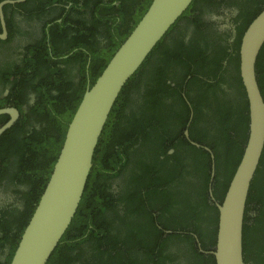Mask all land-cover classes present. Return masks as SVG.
<instances>
[{
	"label": "trees",
	"instance_id": "1",
	"mask_svg": "<svg viewBox=\"0 0 264 264\" xmlns=\"http://www.w3.org/2000/svg\"><path fill=\"white\" fill-rule=\"evenodd\" d=\"M2 1L4 0H0V3ZM33 1L37 6L31 9ZM151 2L152 0H27L24 4L7 5L4 8L10 36L12 22L16 24V21L8 19L9 11L21 9L19 13L24 12L27 21L42 18L45 27L50 25L47 31L44 29V36L35 46L29 48L33 58L27 56L30 64L38 61L51 64L46 74L48 80L44 79L43 82L48 84L52 79L49 78L50 74L60 71L52 66L55 62L50 52L59 46H62L60 51L68 47L80 48V73L84 76L78 83L80 96L76 102H69L71 96L67 90L59 92L62 97L60 105H54L55 100L51 95L48 103L53 105L47 103L46 106V100L41 98L45 106L37 112L43 117L40 126L49 141L41 143L40 150L47 151L53 159L49 168L48 164L43 165L42 175L37 173L35 180H32L33 186H29L30 191L25 194L28 198L26 211H20L18 216L6 212L13 220L5 221L1 229L3 240L0 239V242L10 244L5 264L11 263L22 233L40 201L56 163V154L48 151L58 152L62 147L68 124L85 94V83L88 80L86 54L92 57L89 72L93 85ZM200 3H205V6L197 7ZM221 4L235 8L238 11L236 21L243 20L231 45L207 40L209 32L200 25L208 14L212 16L215 13L218 16V9L214 6L220 7ZM208 6L215 10H206ZM263 9L264 0H194L189 10L159 42L124 87L100 138L94 166L78 211L47 264H77L82 260L86 249L91 253L81 264H137L135 259L126 262L124 253L132 255L135 247L154 251L149 248L150 242L159 245L160 239L162 242L159 248L164 251L169 246L166 241L182 237L178 235L179 231H188L186 225L190 221L198 222L199 219L206 218L204 211H194L196 207L203 210L208 205L206 200L210 176H202L201 184L198 185L184 177L195 176L194 172L184 171L182 168L197 160L196 168L199 169L200 163H203L202 170H210L211 156L189 144L184 131L194 113L189 128L190 137L213 151L216 158L215 185H223L220 189H214V193L217 195L221 189L227 193L249 136V102L240 78V46L248 26ZM186 25L198 27L203 39L211 45L197 48L194 45L196 39H193L187 43L190 47L185 46V35L180 34L181 26ZM224 35L227 42L228 35ZM263 64L264 46L257 63L258 81L264 97ZM43 82H37L34 87L40 93L44 90ZM48 86L61 90L57 83ZM53 131H56L57 137L50 141V132ZM13 135L7 132L1 141ZM28 141L32 139L29 137ZM203 159L205 162L201 161ZM13 176L17 177L18 174ZM115 182L119 188L117 192L113 191ZM184 196H191L194 203L186 208L188 216L184 215L185 211L178 214L172 207L175 202L179 206L186 203V200H181ZM224 196L218 197L221 202ZM247 199L243 230L244 259L246 264L251 261L260 264L256 259L262 264L264 153ZM199 203L204 207L199 206ZM213 209L217 213V209ZM247 212H253L254 215L249 218ZM169 214L172 216L168 217ZM158 224L164 226L162 233ZM171 230L178 232L174 235L167 234ZM199 237L203 248L208 247L204 235L199 233ZM185 238L196 253L194 239ZM210 246L215 250L216 241ZM2 247L0 245V249Z\"/></svg>",
	"mask_w": 264,
	"mask_h": 264
},
{
	"label": "water",
	"instance_id": "2",
	"mask_svg": "<svg viewBox=\"0 0 264 264\" xmlns=\"http://www.w3.org/2000/svg\"><path fill=\"white\" fill-rule=\"evenodd\" d=\"M26 0L0 3L3 31L8 29L4 7ZM194 0H152L129 36L113 54L101 75L89 86L71 120L64 144L40 201L29 219L10 264H47L69 229L82 201L94 166V157L110 114L124 87L143 66L171 28L189 10ZM264 46V9L245 31L240 46V78L249 102V136L242 159L223 202L218 204L219 226L216 264H246L243 230L253 180L264 153V97L257 63ZM11 120L0 128V138L15 124V109H0ZM189 138V131H185ZM195 146H198L195 144ZM214 161L215 157L212 155ZM213 164V178L215 177Z\"/></svg>",
	"mask_w": 264,
	"mask_h": 264
},
{
	"label": "flooded vegetation",
	"instance_id": "3",
	"mask_svg": "<svg viewBox=\"0 0 264 264\" xmlns=\"http://www.w3.org/2000/svg\"><path fill=\"white\" fill-rule=\"evenodd\" d=\"M27 1V0H26ZM24 1V2H26ZM24 2L20 4H24ZM33 4L31 9L36 8L37 4ZM39 4V1H37ZM18 5V4H16ZM11 5V6H16ZM201 5V6H200ZM205 6V3H200L197 7ZM6 7V6H5ZM4 7V8H5ZM218 9V16L214 13L212 16L209 14L207 17L200 22V25H203V30H208V39L216 42H221L223 45L227 43L231 45L234 43L237 37V28L238 26H242L243 20H238V11L233 7H227L225 4H221L219 6H214ZM214 7L208 6L206 10H215ZM205 9V8H204ZM216 9V10H217ZM21 9H17V11H9L7 13L8 19L16 21V24L12 22L11 36L8 30V37L6 40H1L2 46H0V109H15L19 116L16 120L15 124L9 129L7 132L10 134H14L11 137H7L5 140L1 141V138L5 136L4 133L0 138L2 142L0 144V239L3 240V233L1 229H3L2 225L5 221L10 220L9 216L6 215V212L9 214L14 213L15 216L19 215L21 211L24 213L26 211L25 205L27 204V196L25 195L30 191L29 186H33L32 180H35L34 177L37 176V173L42 175V166L48 164L53 159L48 155L47 151L40 150V144L49 141L47 135L42 131L40 124L42 123L40 114L37 110H41L48 103L49 96L51 95L55 103L54 105H60L61 95L59 92H63L67 90L68 94L71 96V100L69 102H75L79 99V82L84 79L82 73H80L82 62L80 61V54L78 53L80 48H72L68 47L64 50L60 51L62 46H59L50 51L52 54V59L55 62L53 67H57L60 69L58 73L50 74L49 78H52L48 84L43 82L44 79L46 81L48 68L51 66L49 63H45L43 61H38L37 63L30 64L29 58L32 57L30 55L29 48L31 46H35V43L40 40L44 34L43 31H47L50 27L47 24V27L44 25V20L42 18H36L34 20H26V16L24 12H21ZM38 11V9H37ZM28 15V14H26ZM5 21L7 25L5 10H4ZM209 17V18H208ZM0 28L2 29V22L0 18ZM8 29V27H7ZM45 29V30H44ZM227 42L225 41L226 36ZM181 35H185V46L190 47L189 43L191 40L196 39L194 45L197 48H204L205 45H211L208 41L204 40L198 31V27L195 25L186 27L181 26ZM11 38V39H9ZM101 39V37H99ZM87 57V81H86V89L91 86V78H90V66L92 62V57L88 53ZM33 58V57H32ZM226 61L223 62V67H225ZM264 66V64H263ZM28 69V72H27ZM37 72V75H36ZM262 73L264 74V68L262 69ZM46 75V76H45ZM260 76V75H259ZM54 77V78H53ZM58 81V82H57ZM37 82H43L42 89L43 92H38L37 88H34L37 85ZM59 85L60 91L51 88L48 85L56 84ZM171 83V81H169ZM175 86V85H174ZM225 88V86H223ZM84 96V95H83ZM185 96V95H184ZM41 98L45 101V105L42 104ZM186 98V96H185ZM187 100V98H186ZM81 103V102H80ZM79 103V104H80ZM190 104V103H189ZM47 105H53L48 103ZM46 105V106H47ZM79 106V105H78ZM78 108V107H77ZM77 110V109H76ZM194 114V113H193ZM191 115L189 121L187 123V128L189 131L190 126L192 125L194 115ZM75 115V114H74ZM73 115V117H74ZM72 117V119H73ZM71 119V120H72ZM11 120V116L9 114L0 116V128L5 125L8 121ZM70 120V122H71ZM69 122V124H70ZM68 124V126H69ZM45 125V124H42ZM187 128L185 131H187ZM68 130V129H67ZM184 131V135H185ZM67 134V132H66ZM31 138L32 141H28V138ZM57 137L56 131L50 132V141L55 140ZM66 138V135H65ZM185 138L188 140L189 144L192 146L201 149V151H206L210 154V170H202L201 166L203 163H200L199 169L195 166H198V161L189 163L190 165L186 168H182L184 171H193L195 176L189 177V175L184 176L186 179H190L191 182L195 181L196 184H201V178L204 175H209V190L207 191L208 205L202 210L201 208L196 207L194 213H197L198 210L204 211V216L206 218H201L198 222L190 221L186 227L188 231H179L180 238L175 239L171 238L166 241V246L164 251L160 250V244L162 240L160 239L159 245L150 242V249L154 251H148L143 249L142 247L133 248V254L127 255L124 253L125 261L128 262L131 259H135L137 264H216V259L214 255L210 254L214 248L210 246L213 242L217 243V234H218V226H219V209L218 204H221V200L218 198H222V195H226V191L221 189L220 192L216 195L214 193V189L222 188V184L215 185L217 180L216 177V158L212 159V155H214L213 151L207 146L199 144L195 140L190 137ZM64 144V142H63ZM62 144V146H63ZM197 144L198 146H195ZM62 147L59 151H48L53 154H56L58 159L59 154L61 152ZM173 153V150L170 151V154ZM55 157V156H54ZM215 157V155H214ZM57 161V160H56ZM205 162V159L201 160ZM215 163V177L213 178V164ZM55 165V164H54ZM52 167V172L53 168ZM194 166V168L192 167ZM51 172V174H52ZM236 172V171H235ZM13 174H18L17 177H14ZM235 174V173H234ZM51 176V175H50ZM184 178V179H185ZM204 184H206L204 182ZM177 185V184H176ZM194 186V185H193ZM113 191H119L116 182L113 184ZM182 189V188H178ZM185 197V196H184ZM225 197V196H224ZM191 196L185 197L181 199L182 201H187L186 203L177 205L175 202L172 207L176 209L179 213L184 212L185 216H188L186 208L189 205H194ZM194 198V197H193ZM223 200V199H222ZM183 205H186L183 208ZM199 206L204 207L202 203H199ZM251 206V205H250ZM213 207L217 209V213L214 211ZM174 212V211H172ZM176 212L174 216L176 215ZM168 213V212H166ZM165 213V214H166ZM253 212H247V217L251 218L253 216ZM172 214H169L168 217H171ZM216 217L217 219H214ZM13 227L14 224L12 223ZM26 228V227H25ZM159 230L161 233L164 231V226L158 224ZM201 228V229H200ZM25 230V229H24ZM24 232V231H23ZM178 230L167 231V234H176ZM200 235H204V241H206L209 246L203 248V242L201 241ZM23 234V233H22ZM185 237H192L194 239V249H196V253L191 249V245ZM152 238V237H149ZM190 239V238H189ZM3 245L2 249H0V262L5 264L7 260V256L10 253V244L9 243H1ZM158 247V248H157ZM216 247V246H215ZM91 251L86 249L85 254L82 256V260L77 262V264H81L89 255ZM137 257H136V255ZM202 255V257H200ZM258 263L261 262L256 259ZM262 264H264V259L261 256ZM248 264H257L254 261L249 262Z\"/></svg>",
	"mask_w": 264,
	"mask_h": 264
}]
</instances>
